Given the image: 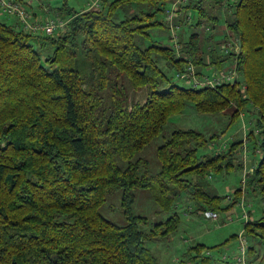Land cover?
<instances>
[{"label": "trees", "instance_id": "16d2710c", "mask_svg": "<svg viewBox=\"0 0 264 264\" xmlns=\"http://www.w3.org/2000/svg\"><path fill=\"white\" fill-rule=\"evenodd\" d=\"M166 1L101 0L82 12L62 0L54 16L69 21L53 36L0 19V264H159L143 242L174 232L180 219L175 213L140 230L146 218L132 212L137 189L156 187L165 214L173 212L175 195L188 190L204 199L202 211L228 210L197 179L236 168L240 141L202 153L218 149L220 138L176 128L156 148V173L135 158L188 103L217 118L231 110L226 127L242 113L250 118L247 139L261 154L249 187L264 199V0H186L177 12L189 17L187 36L172 46L149 33L166 26L171 38L157 17ZM137 4L146 10L115 18L118 9ZM222 8L230 45L226 53L210 47L206 63L200 30L218 25L213 10ZM211 36L205 32V42ZM224 61L234 65V80L195 83L220 76ZM208 66L217 72L206 74ZM145 87L146 99L129 98L130 89ZM116 192L124 225L99 212ZM248 221L246 234L264 243V209Z\"/></svg>", "mask_w": 264, "mask_h": 264}, {"label": "rangeland", "instance_id": "374dc122", "mask_svg": "<svg viewBox=\"0 0 264 264\" xmlns=\"http://www.w3.org/2000/svg\"><path fill=\"white\" fill-rule=\"evenodd\" d=\"M85 2L87 0H66L67 6L71 7H76L80 8V4L82 2ZM62 2V0H61ZM84 5V6H85ZM123 11V14L121 13ZM121 13L122 19L124 16H128L127 13H130V9L128 7H123V9H118L115 15V18L119 20L118 15ZM136 13V12H135ZM224 14L226 15V18H229V14H226V11L224 9ZM57 15V14H56ZM54 17H60V15L54 16ZM158 19H163L165 21V13L164 14H158ZM1 20H4L5 22L9 24H14V22H17V18L15 16H0ZM188 19L186 18V21ZM188 22V21H187ZM170 32H171V38H169L170 44L168 46H172L175 44H178V33L176 28H173L172 26H169ZM42 35V33H39ZM151 35H153L151 33ZM47 51L50 52L49 50H42L41 53L47 54ZM77 65L79 68L83 71L86 69V63H84L83 59L81 56L78 57ZM171 70V69H170ZM171 74H175V72L168 71ZM149 94V89L148 88H143L138 91H134L130 89L129 91V98L133 101H143L144 99L147 98ZM231 112V111H230ZM213 115L209 114H201L198 113L194 110L192 105L190 103L185 105V108L183 111L178 114V115H173L171 116L166 125L164 126L162 132L153 138L149 144H147L141 151H139L135 158H142L147 162V169L149 174H154L159 170V162L156 158L155 152L156 148L161 145L166 139L170 133L176 129V128H183V129H195L198 131H201L205 133L207 136L208 135H217L220 140L214 141L211 144H214L217 142V145L219 144H224L225 141L222 140V138L225 136L226 132L223 131V129L226 128V123L225 120L221 119L220 124L222 125L223 128L218 127V122H211L209 119ZM243 124V123H242ZM243 126V125H242ZM240 126L239 130L237 133L234 134L233 140H245L247 141L248 137V132L250 131L248 126L244 125L243 127ZM239 127L238 122H236L232 128L230 129L229 132L226 133V135L231 134L233 131L236 130V128ZM245 134H243L244 130ZM223 135V136H222ZM222 136V137H221ZM241 146H242V141ZM210 144V145H211ZM219 149V148H218ZM217 148H209L203 149L201 152L202 153H207V151L212 152L213 150H217L218 152H221L223 148L218 150ZM241 149V147H239ZM243 149V147H242ZM251 145L249 144L247 150L248 153L245 154L242 153L241 155L237 152L236 157H234V164L235 167H239V169H230L229 172H221L218 174H214L211 176H207L204 178V180H199L197 179V183L200 184L201 190L203 192H208V194H213L214 190H217L219 195L223 198L225 194L226 188H234V186H237L233 192H230L233 198V205L236 206V209H233L231 212H228L225 216H218V223H217V228L211 225V221L205 219L202 211L204 206L200 204L201 201H204L202 198H194L190 194L193 193L192 191H184L181 192L179 195H175L174 201H173V212H168V214H165L164 211H162L160 204L157 201L158 193L156 187H152L149 189H137L134 191L135 199L134 203L132 205V212L135 216H142L145 217L146 223H141L139 224V229L142 231H149L152 226L160 221H164L169 215L172 216L173 214H177L179 216L180 222L177 227V229L172 232L167 234L166 236L163 237H155L149 240H144L143 245L150 250L152 255L157 259V262L159 264H211L208 259L211 260L212 257H215L216 253L211 254V249H219V247L222 244L224 239L227 237H230L232 233L236 232L238 235H242L246 241L247 244L249 245V241L252 243V238L249 237L246 234L245 230V224L249 221H244V219L237 220L238 215L241 217V208H240V202L243 200L244 208L245 211L248 214V218L251 220V214L249 215L250 209L249 206L247 207V204L252 201V195H255L257 192L253 191L251 187H249L250 181L249 178L254 171V169H249L251 166L256 165L257 162V153L261 154V150L259 149L256 150V152L251 153L250 151ZM246 151V150H245ZM209 152V153H210ZM119 164H122L120 161H118ZM249 171V172H248ZM241 175V178H240ZM246 178V184L243 187V181ZM248 178V179H247ZM205 179L207 182H205ZM201 180V182H200ZM204 181L205 185H202V182ZM244 188V189H242ZM233 190V189H232ZM239 190L237 193L236 191ZM231 191V190H230ZM249 191V192H248ZM174 192V191H173ZM178 192V191H177ZM245 192L244 195H242ZM236 193V194H235ZM248 193V195H247ZM236 195H238V199H236ZM257 195V194H256ZM119 192H116L113 195L107 196L105 198L104 204L99 208L100 214L108 221L116 224V225H124L126 223L124 216L122 212L120 211L119 207ZM261 197V200L263 201L264 199ZM235 198V199H234ZM242 198V199H241ZM225 199V197L223 198ZM235 200V201H234ZM264 202V201H263ZM229 204V203H228ZM207 206V204H206ZM226 207V206H224ZM228 209V207H226ZM230 208V204H229ZM226 210V209H225ZM220 211V210H219ZM218 210L215 212L220 213ZM238 211V213H235ZM258 216V215H256ZM260 217V216H259ZM259 219V218H258ZM215 221V220H214ZM233 221V222H231ZM219 226V227H218ZM237 235V237H238ZM182 238L187 239L186 244L190 245L192 242H201L203 243L202 247L205 249H210L208 254L206 253L207 250H204V254L202 255H195V253L191 252L192 249H197L198 247L192 246L188 248L187 250L177 249V243L181 242ZM231 242V240H228ZM183 242V241H182ZM196 243H194L195 245ZM213 244H218L217 246H213ZM235 246H233L234 248ZM231 248V247H229ZM225 249V248H224ZM238 250V240L236 238V249L233 250L230 253H223L219 256V259L222 261V255L227 256L226 263L234 264V255ZM216 258V257H215ZM220 264H224V263Z\"/></svg>", "mask_w": 264, "mask_h": 264}, {"label": "crops", "instance_id": "0c3cea01", "mask_svg": "<svg viewBox=\"0 0 264 264\" xmlns=\"http://www.w3.org/2000/svg\"><path fill=\"white\" fill-rule=\"evenodd\" d=\"M16 1H18L28 11H30L31 14L33 15V17L36 18V19L53 17L54 14H55L56 8L59 7L60 4H61V0H16ZM100 1L101 0H99V2ZM93 2H95V0H87L86 1V5H85L84 1L79 5L80 8L76 9V7H73V6H71V7L69 6V8H71V9H73L75 11H82L83 12L85 10H89V7L93 4ZM173 2H174V0H171V1L167 0L166 1L165 11L172 9ZM128 8L130 9V13H127V15L128 16H132L133 14H135V12L139 13L140 11H145L146 10V5L145 4L130 5ZM178 8H179V5L176 6V12H175L176 16L173 17L171 19V21H168V20H167L168 22L166 20L163 21L162 18L159 19V20L161 22H163V23H166V25L168 27L172 26L173 28H176L177 33H178V38H186L187 32H186V30H184L183 23L184 22L187 23V21H186V18L184 17L185 14L183 12H177ZM122 9H123V7H122ZM165 11H164V13H165ZM213 12H214V14L216 16H218L219 19H221V21L213 29H209V30L205 29L204 30V28H203V29L200 30V34H201L200 43H201V46L203 48V51H205L206 63H209L210 59H211L206 54V52L208 51V49L210 47H211V49L214 48V50L217 53H219V52L226 53V50H225L226 46L225 45H230L228 43L224 45V40H225L224 36L229 34L228 30L226 28V23L224 21L226 19V17H225L226 15L224 14V8H222L220 11L213 10ZM121 13L123 14V11ZM164 13L161 12L160 14H164ZM226 14H227V12H226ZM0 16L3 17V16H6V15H3V14L0 13ZM120 17H121V14L119 13L118 18H120ZM165 17H166V13H165ZM205 32L206 33H210V35H212L211 36L212 39L210 40V43H209V41L205 42ZM149 33H150L151 38L154 41L159 42V43H161L163 45H167V46L170 44V42L168 40L169 39V35H168V30H167L166 26H164V27L160 26L159 28H157V27L151 28V29H149ZM151 33L153 35H151ZM221 68H223L221 72H223L225 74H231L233 72V70H234V65L233 64L229 65L228 61H224V63L221 65ZM214 72H217V70L215 69L214 66H208L205 69V73L208 74V75H212ZM233 80H234V78H233ZM230 111L231 110L226 109V110L223 111V114L219 115V116H221V118H217L216 116H212L209 120L211 122H218V126L216 128H218V127L223 128L222 125L220 124L219 120L223 119L227 123L228 122V116L226 117L225 112L228 113ZM236 122H238L239 127H237L236 130L233 131L231 134H229V135L227 134L226 135V133L230 131V129L232 128V126ZM226 123H223V124H226ZM244 125L248 126L249 129H251V120H250V118L248 119L246 117V115L242 113L239 116V118L237 119V121H235L231 126L226 127L225 129H223V131L226 132V133L223 134L225 136L222 138V140L225 141L226 146H227L228 143H231V142L242 141L241 149H239L237 151L240 155L242 153H244V152H245V154L248 153L249 150H247V148H248V146L250 144V141L248 139H247L246 142H245L246 139L245 140H240V139L239 140H233L234 139L233 136H234L235 133H237V131L239 130L240 126H242L243 129H244ZM245 131H246V129L244 130L243 134H245ZM222 145L221 144L219 145L220 146L219 149L222 148ZM242 147H243V149H242ZM256 150H255V152H256ZM250 151H251V149H250ZM251 153H253V152L251 151ZM257 155H259V154L257 153ZM259 157L260 156H257V160H258ZM251 169H254V166H251L249 171H251ZM240 178H241V175H240ZM206 182H207V180H206ZM236 188H238V187L234 186V188H231V189L230 188H226V190H225V194L226 195L224 196L225 199L221 200V204L222 205L226 206V205L230 204V201H232V198H231L232 195H231L230 192H233ZM213 190H214L213 194L220 196L217 190H215L214 188H213ZM244 193H243V195H244ZM247 195H248V193H247ZM248 206H249V209H250L251 220L258 219V218L261 217L262 210L264 209V202L261 200V197L259 195H252V201L247 204V207ZM233 209H236L235 205H231L228 210H220L219 211L220 213H218V212L217 213L215 212V213L219 217H220V215L221 216H225L228 212H231ZM235 213H238V211H236ZM237 215H238L237 220L242 219L239 214H237ZM256 215H258V216H256ZM218 216H217V219H218ZM205 219H207V218H205ZM217 219L215 221H212L211 219H207V220H210L211 221V225H213L214 227L217 228V223H218ZM231 222H233V221H231ZM238 233L234 232V233H232V235L230 237L225 238L223 243L219 244V245H221L219 247V249H216V250L211 249V254L216 253L218 251V253L215 256L216 258L212 257L211 260L208 259V261L211 264H220L222 262L219 259V256L221 254L230 253V252H232L233 250L236 249V238H237ZM181 240L183 242L181 241V242L177 243V249L178 248H180V249L184 248V250H187L188 248L197 245L199 251L197 252V249H192V251H191V252L195 253V255H198V254L202 255V254H204V250H210L208 248L207 249L203 248L202 247L203 243H201V242L191 241L192 243L190 245H187L186 244L187 239L182 238ZM228 240H231V242L228 241ZM187 242H190V241H187ZM194 243H196V244L194 245ZM217 245L218 244H213L212 247L213 246H217ZM233 246H235V247L233 248ZM229 247H231V248H229ZM246 259H247V262L249 264H264V243L257 242L255 239L252 238V243L249 241ZM222 263L230 264V263H226V262H222Z\"/></svg>", "mask_w": 264, "mask_h": 264}, {"label": "built area", "instance_id": "2783aa9c", "mask_svg": "<svg viewBox=\"0 0 264 264\" xmlns=\"http://www.w3.org/2000/svg\"><path fill=\"white\" fill-rule=\"evenodd\" d=\"M98 2L99 0H95V2H93V4L89 7V9H97L99 6ZM184 2H186V0H174L172 9L165 11L166 13L165 20L171 21V19L176 16L175 13L176 6ZM0 13L7 16H15L17 18V22L20 24V26L23 28L24 31L33 34L42 33L45 36H53L57 32L64 31L69 21L68 18H59L54 16L51 18L48 17V18L36 19L33 17L30 11H28L22 4H20L16 0H0ZM233 44H234L233 46L234 51H237L236 43ZM232 78H235V75L233 73L225 74L222 72L220 76L212 80L206 78L204 81L195 82V83L200 85H214L220 81H230ZM222 148H224V144ZM245 184H246V178L243 181V187ZM232 202L233 200L230 201V203ZM240 208H241L242 220L244 219V221H248L249 218L247 212L245 211L243 200H241L240 202ZM203 215L205 216V218L211 219L212 221L216 220L217 217L216 213L211 211H205ZM237 240H238V250L233 257L234 264H249L246 259L247 249H248L247 241L242 235H238ZM208 252L209 250H207L206 253L208 254ZM226 260H227V256L222 255V261H226Z\"/></svg>", "mask_w": 264, "mask_h": 264}]
</instances>
